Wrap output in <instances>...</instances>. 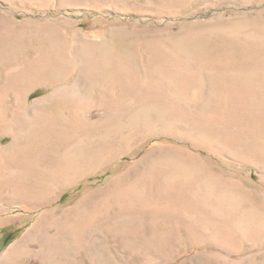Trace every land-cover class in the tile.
I'll list each match as a JSON object with an SVG mask.
<instances>
[{"label":"rangeland","instance_id":"374dc122","mask_svg":"<svg viewBox=\"0 0 264 264\" xmlns=\"http://www.w3.org/2000/svg\"><path fill=\"white\" fill-rule=\"evenodd\" d=\"M0 264H264V0H0Z\"/></svg>","mask_w":264,"mask_h":264}]
</instances>
